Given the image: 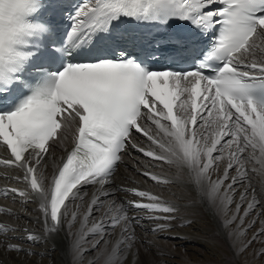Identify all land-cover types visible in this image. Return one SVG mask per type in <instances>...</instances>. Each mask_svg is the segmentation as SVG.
I'll return each mask as SVG.
<instances>
[{
    "label": "snow or ice",
    "instance_id": "1",
    "mask_svg": "<svg viewBox=\"0 0 264 264\" xmlns=\"http://www.w3.org/2000/svg\"><path fill=\"white\" fill-rule=\"evenodd\" d=\"M125 20L174 28L167 36L178 39L171 45L178 55L199 43L197 37L208 34L212 43L194 70H154L135 49L148 56L164 45L156 37L118 34ZM129 148L174 168L172 175L140 174L157 185L195 190L229 229L231 264H249L239 257L264 235L260 221L251 239H240L257 222L245 226L244 219L264 206L253 184L259 176L264 187V0H0V164L18 170L14 179L23 184L5 194L38 201L45 238L67 227L72 264H84L86 252L95 254L87 264H169L155 241H137L141 217L129 216L127 207L152 221H172L181 194L170 199L131 188L123 190L136 199L126 205L106 201L112 193L105 187ZM244 181V215L238 203L229 217L230 194ZM88 186L97 190L82 214L80 205H70ZM77 221L81 227L73 233ZM24 231L29 241L41 239ZM86 231L93 237L87 248ZM20 253L36 254L0 242V264H24ZM259 256L264 247L253 250Z\"/></svg>",
    "mask_w": 264,
    "mask_h": 264
},
{
    "label": "bare ground",
    "instance_id": "2",
    "mask_svg": "<svg viewBox=\"0 0 264 264\" xmlns=\"http://www.w3.org/2000/svg\"><path fill=\"white\" fill-rule=\"evenodd\" d=\"M136 142L145 148L149 147V142L141 136L136 137ZM52 151L57 158L62 154L59 148H54ZM4 155L3 149H0V158H3ZM134 164L137 166V170H134L131 167ZM52 166L53 159L50 156L47 160V166L44 169L46 175H50ZM145 170L163 172L166 175H172L175 173V169L169 168L167 164L153 161L138 151L129 148L122 154V160L117 165V169L114 171L105 187V191L112 193V195L106 197V201H115L117 204L125 205L133 194L131 191L124 190L122 192L123 189L139 188L141 190H150L153 193H159L170 199H176V197L171 196L172 192L181 194V198L178 200L179 211L175 214L176 219L172 221L166 222L162 219L152 221L145 218L147 214L144 211L127 207V214L129 216L141 217L140 226L136 227V233L137 235H140V238L153 241L162 240L161 237L166 236L168 241H171L172 244H176L175 246L179 248L184 245L191 247L190 244L193 245L199 243L201 246L209 250L210 255H216L211 241L209 240L211 234L222 235L230 244V240H228L226 235L229 229H225L222 226L221 218H219L216 212L200 199L199 194L195 190L187 186L157 185L155 182L140 174ZM121 171H123V173H120ZM234 174L235 173H233V175ZM16 175H18V170L0 164V208L11 210L10 212L0 211V242L10 241L12 243L20 244L25 249H32L34 253H36L35 255L25 257L24 253H20L17 257V259L23 260L24 264H72V257L67 252V248L71 244V239L66 238L67 227L61 230L58 235H49L45 238V225L42 215L38 211V201L31 197L22 198L18 194H13L11 192L5 194V191L12 187L19 189L23 188V184H18L14 179ZM258 178V176L254 177L253 184L257 189V194H260V191L263 189L261 185L259 186L260 179ZM247 183V181H244L241 184L236 185L235 192L230 194L233 198V202L227 209L229 217H231L236 211V204L238 203L243 204L240 215H244L243 208L247 207V204L246 202L241 201V193ZM96 190L97 186L82 188L79 195L83 197V199L75 200L74 204L70 205V208H74L75 205H80V212L82 214L86 212L87 205L91 201L92 194L96 192ZM133 199H136V197L132 198V200ZM247 199H251V194L248 195ZM262 201H264V199H262ZM103 211L104 209H100L97 215L92 216L85 225V228H91L92 220L99 218L100 213ZM255 212L251 215L249 220L246 219L244 223V225L247 226L252 220L255 219L257 221L255 227L253 226L254 229L250 228L252 230L247 232V240L252 238L253 234L261 228L260 221H264V215L258 216V213L264 212V206L257 207ZM164 223H167L170 226L163 232L153 233L148 230L155 227L156 224ZM239 223L240 221L237 220L231 228L236 229ZM80 227L81 224L77 221L73 225V233H76ZM25 229L40 236L41 239L39 242L27 240V233L24 231ZM13 237H15V239H13ZM85 239L86 242L84 247L87 248L88 241H91L93 237L86 231ZM194 248L195 247H193V249ZM12 256H16V254L13 253ZM12 256H6L5 259L11 260ZM88 260L89 256L86 252L84 255V264H87Z\"/></svg>",
    "mask_w": 264,
    "mask_h": 264
},
{
    "label": "rangeland",
    "instance_id": "3",
    "mask_svg": "<svg viewBox=\"0 0 264 264\" xmlns=\"http://www.w3.org/2000/svg\"><path fill=\"white\" fill-rule=\"evenodd\" d=\"M131 167L134 170H137V166L135 164L132 165ZM120 173H123V171H121ZM255 177H257V176H255ZM258 179H261V178L259 177ZM260 185H261V183H259V186ZM129 189H131V188H129ZM262 189L263 190L260 191L261 193L257 194L258 199H260L261 201H262V199H264V197H263L264 196V194H263L264 193V187H262ZM123 191L124 190H122V192ZM262 191H263V193H262ZM132 198H134L133 195L128 199V201L132 200ZM254 212H255V210L250 212V214L244 219V223H245L246 219L249 220V218L251 217V215ZM97 213H99V210L97 212H95L93 216L97 215ZM256 224L257 223H255V225ZM255 225H253V226L255 227ZM253 226L251 228H253ZM251 230L252 229H249L247 232H250ZM141 236H142V234H141ZM161 239L162 240H153V241H155V245H157L163 249V251L165 252V256L163 258L166 259L167 261H169V264H188V263L189 264H231V262L234 259L232 256V249H231V247H229L232 243V240L228 238V240H230V244H229L227 239H225L220 234H211V236H209V240L211 241V244L214 248L216 255H210L209 250L206 249L205 247L201 246L199 243L193 244V245L190 244L191 247L184 245L183 247L179 248V247L175 246L176 244H172L171 241H168L166 236H162ZM241 239L246 242L247 233H246V235L242 236ZM140 240H141L140 235H137V241L139 242ZM163 241H165V242H163ZM193 247H195L196 249L195 248L193 249ZM261 247H264V235L259 236L257 238V240L252 243V245L247 249V251L244 253V255L239 257V261L243 262V261L247 260L249 262V264H264V256H259V257H255V258L253 257V250H258ZM87 254L89 256V259H91L95 255L92 252H87Z\"/></svg>",
    "mask_w": 264,
    "mask_h": 264
}]
</instances>
